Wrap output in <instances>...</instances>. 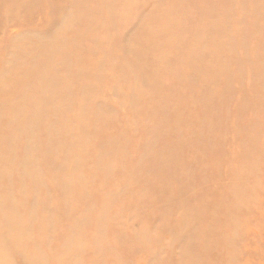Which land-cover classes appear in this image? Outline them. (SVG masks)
<instances>
[{
  "label": "rangeland",
  "instance_id": "obj_1",
  "mask_svg": "<svg viewBox=\"0 0 264 264\" xmlns=\"http://www.w3.org/2000/svg\"><path fill=\"white\" fill-rule=\"evenodd\" d=\"M0 264H264V0H0Z\"/></svg>",
  "mask_w": 264,
  "mask_h": 264
}]
</instances>
